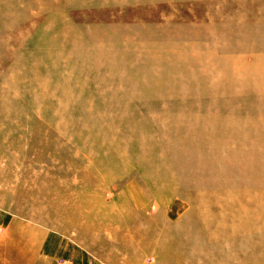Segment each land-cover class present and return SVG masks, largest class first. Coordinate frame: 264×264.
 <instances>
[{"label": "rangeland", "instance_id": "rangeland-1", "mask_svg": "<svg viewBox=\"0 0 264 264\" xmlns=\"http://www.w3.org/2000/svg\"><path fill=\"white\" fill-rule=\"evenodd\" d=\"M238 61L250 74L235 81ZM263 68L264 0H0V264H63L66 256L43 249L49 235L79 250L74 264H160L161 230L182 238L171 241L182 263L201 264L192 262L193 206L171 221L181 198L157 208L138 169L103 181L89 159L110 127L147 137L179 111L259 124ZM165 128L172 134L153 145L179 146L173 117ZM206 139L186 143L197 149ZM84 194L120 206L101 234L81 206ZM148 245L155 251L142 254Z\"/></svg>", "mask_w": 264, "mask_h": 264}, {"label": "bare ground", "instance_id": "bare-ground-1", "mask_svg": "<svg viewBox=\"0 0 264 264\" xmlns=\"http://www.w3.org/2000/svg\"><path fill=\"white\" fill-rule=\"evenodd\" d=\"M234 65L232 72L236 79L232 78L233 80L240 81V77L250 74L242 61ZM212 90L216 92L218 88ZM179 112L160 117L152 127L156 132L161 126L163 132H153L147 137L140 135V132L128 131L123 124L110 127V136L98 143L94 153L96 160L88 158L89 170L102 169L107 175L102 177L104 181L108 178L118 180L129 171L138 169L144 175V182L157 208L165 209L172 197L181 198L167 216L171 221L178 211L185 208V204L193 206V212L198 216L193 220L198 221L200 227L191 233L192 262L214 264V259L218 260L220 257L222 264H234L235 260L236 264H264V119H259V124H255L250 119L219 118V114H215L218 111L204 115ZM171 117L175 129L181 131L184 140L178 143L179 146L153 145L155 137L161 140L172 134V129L165 128ZM214 123H221V128H214ZM257 126L262 128L257 130ZM136 135L146 141L130 144L129 140ZM201 138H207V143L200 148H190L186 143ZM234 141H239V147L231 146ZM226 142L227 146L220 145ZM169 154L172 158L167 160L164 156ZM183 171L187 173L186 179L184 176L178 178L176 173ZM187 185L198 186V192L182 194L181 188ZM205 186L210 189L201 191ZM88 195H82L81 206L88 210L87 220L99 223V226L92 224V228L95 225L101 234L108 229L114 215L119 213L120 206L117 202L108 205L101 198ZM135 205L137 209H141L142 205L144 208L147 206V202L142 205L135 202ZM139 234L134 239L142 241L144 235ZM160 236L166 242L159 250L160 264H174V261L175 264H180L181 259L176 255L182 249L178 244L173 245V242L180 244L182 238L165 230H161ZM134 239L128 242L127 247L133 245ZM151 249L152 246L148 245L145 250L142 249V254Z\"/></svg>", "mask_w": 264, "mask_h": 264}, {"label": "crops", "instance_id": "crops-1", "mask_svg": "<svg viewBox=\"0 0 264 264\" xmlns=\"http://www.w3.org/2000/svg\"><path fill=\"white\" fill-rule=\"evenodd\" d=\"M59 240V238L56 239V237H51L50 235L47 236L43 246L44 251L48 252L47 255H59L60 257L62 256V258L66 256V258L62 260L63 264H74V262L72 263L74 260L75 263H78V257L81 254L79 250L75 247H72L70 244H68V242H64L62 240L59 242Z\"/></svg>", "mask_w": 264, "mask_h": 264}]
</instances>
